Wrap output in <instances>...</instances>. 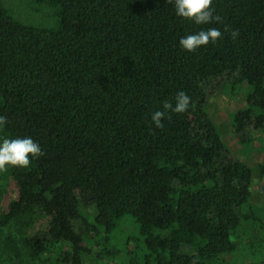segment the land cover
I'll return each mask as SVG.
<instances>
[{
	"label": "trees",
	"instance_id": "1",
	"mask_svg": "<svg viewBox=\"0 0 264 264\" xmlns=\"http://www.w3.org/2000/svg\"><path fill=\"white\" fill-rule=\"evenodd\" d=\"M49 3L56 25L34 28L0 0V116L8 120L0 143L31 137L45 153L26 169L8 168L17 193L1 208L0 231L19 222L23 232L2 247L53 264H82L85 241L100 264H241L258 253L264 261V215L254 230L252 204L255 175L264 181V0H213L221 19L204 25L177 16L174 0ZM209 28L222 33L216 43L194 53L180 46ZM224 78L245 91L229 116L234 147L254 165L229 151L208 114L205 87ZM180 91L188 110L166 112L155 128L152 114L165 101L175 106ZM125 217L137 239L110 250L105 236Z\"/></svg>",
	"mask_w": 264,
	"mask_h": 264
},
{
	"label": "rangeland",
	"instance_id": "2",
	"mask_svg": "<svg viewBox=\"0 0 264 264\" xmlns=\"http://www.w3.org/2000/svg\"><path fill=\"white\" fill-rule=\"evenodd\" d=\"M2 1L10 14L25 26H31L34 28H49L56 25V8L49 3V0ZM205 92L208 102V114L216 120L217 124H219L223 136L228 140V145L230 148L229 151L232 152L236 148L238 157L248 160L252 165H254L255 162H253L249 156H245V153H243L237 147H234L238 141V138H236L233 132L234 128H232L231 116H229L240 108L246 98L243 86H241L240 83L235 84L231 79L224 78L213 81L206 85ZM260 147L261 146L258 144L256 149ZM262 148L264 150V145ZM257 154L259 159L263 157L260 151L253 153V155ZM256 161H258V159ZM16 193L17 191L15 182L11 174L8 171L6 173L0 174V211L1 208L5 207L10 201L14 199ZM253 194L254 196L252 199V204L257 206V209H259L258 215L260 218V221L259 218L256 220V228H254V230L260 231V227L262 225L261 218H263L264 215V181L261 179L259 174L255 175ZM80 198L82 208L81 211L85 216L88 217V221L91 222V224L94 223L95 213L91 211L93 205L89 196L85 193H81ZM132 223L134 222L131 217H125L118 223L116 230L112 233H109L107 236L103 235V231H100V239L103 240L104 236L108 237V239L111 241V244L109 245L110 250H114V248L118 246L122 247L121 244H123L127 238L133 237L137 239V230L135 228L136 225L134 226ZM79 231H83V228L80 226ZM22 232L23 228L19 222L12 223L9 229L0 231V264H53L50 259L44 262L33 260L23 249H21L19 252H14L8 248L5 249L2 247V245L6 244L5 237L7 235H12V237L18 241ZM246 232L248 231L244 230L242 232V236L245 238V240H250V237L247 234L244 235ZM255 245L256 243H251V247L254 249V251H256ZM82 247V264H100L96 255L98 250H92L93 247L90 241H85ZM131 248H135L134 244L131 245ZM16 253L19 254L16 255ZM253 257H256L253 262H251V260H246L241 264H264V261L259 253L257 256Z\"/></svg>",
	"mask_w": 264,
	"mask_h": 264
},
{
	"label": "clouds",
	"instance_id": "3",
	"mask_svg": "<svg viewBox=\"0 0 264 264\" xmlns=\"http://www.w3.org/2000/svg\"><path fill=\"white\" fill-rule=\"evenodd\" d=\"M173 0H167L172 3ZM176 15L197 25L210 24L213 20L219 22L220 17L215 15L213 0H174ZM227 31V29H225ZM232 38L235 39L239 33L233 31ZM222 38V33L218 28L201 30L197 34L187 35L180 39V46L189 53H194L201 46H206L210 42L216 43ZM191 100L188 94L180 91L175 97V106L170 101L163 103V110H158L152 114L151 120L157 129H162V123L166 112L183 114L190 106ZM8 120L0 116V131H3ZM45 156L41 146L34 142L31 137L8 139L4 138L0 143V174L6 173L9 167L26 169L30 167L33 159Z\"/></svg>",
	"mask_w": 264,
	"mask_h": 264
}]
</instances>
